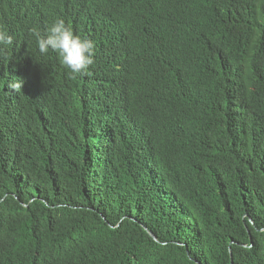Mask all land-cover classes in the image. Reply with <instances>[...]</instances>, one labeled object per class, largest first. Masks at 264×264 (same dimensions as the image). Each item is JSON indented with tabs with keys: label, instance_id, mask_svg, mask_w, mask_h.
<instances>
[{
	"label": "trees",
	"instance_id": "obj_1",
	"mask_svg": "<svg viewBox=\"0 0 264 264\" xmlns=\"http://www.w3.org/2000/svg\"><path fill=\"white\" fill-rule=\"evenodd\" d=\"M56 18L87 73L39 54ZM0 26V264H264V0H0Z\"/></svg>",
	"mask_w": 264,
	"mask_h": 264
},
{
	"label": "clouds",
	"instance_id": "obj_2",
	"mask_svg": "<svg viewBox=\"0 0 264 264\" xmlns=\"http://www.w3.org/2000/svg\"><path fill=\"white\" fill-rule=\"evenodd\" d=\"M29 32L41 56L54 53L61 64L74 75L87 73L90 66L94 64V41L74 34L71 27L62 18H56L43 32L35 26L31 27ZM14 43V35L0 26V60L10 59L7 52L14 47ZM6 86L11 90L20 91L22 81L14 79L9 81ZM160 246L163 247L164 242H160Z\"/></svg>",
	"mask_w": 264,
	"mask_h": 264
},
{
	"label": "bare ground",
	"instance_id": "obj_3",
	"mask_svg": "<svg viewBox=\"0 0 264 264\" xmlns=\"http://www.w3.org/2000/svg\"><path fill=\"white\" fill-rule=\"evenodd\" d=\"M5 2V1H4Z\"/></svg>",
	"mask_w": 264,
	"mask_h": 264
}]
</instances>
